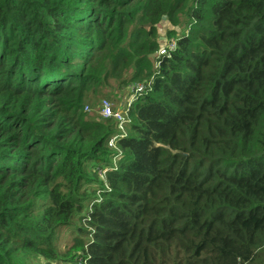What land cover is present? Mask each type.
Wrapping results in <instances>:
<instances>
[{
	"label": "trees",
	"instance_id": "16d2710c",
	"mask_svg": "<svg viewBox=\"0 0 264 264\" xmlns=\"http://www.w3.org/2000/svg\"><path fill=\"white\" fill-rule=\"evenodd\" d=\"M130 68L114 167L83 101ZM83 211L68 264H264V0H0V264Z\"/></svg>",
	"mask_w": 264,
	"mask_h": 264
},
{
	"label": "rangeland",
	"instance_id": "374dc122",
	"mask_svg": "<svg viewBox=\"0 0 264 264\" xmlns=\"http://www.w3.org/2000/svg\"><path fill=\"white\" fill-rule=\"evenodd\" d=\"M185 18L186 17L181 16L179 27H171L166 22L167 18L165 17L164 19H162V26L160 23L156 27L159 45L157 53L151 57L154 65L155 57L159 56V51L161 49H164L166 51V49H169L171 47L173 49V44H175L174 39H169L165 36V31L173 30V33H175V35H178L183 29H185L183 24ZM103 63H106V61H104ZM133 69L134 68H130V70L124 73L120 78H113L111 77L110 73H107L106 77L101 78L96 83L95 87L86 94L85 99L83 101V107L88 106L89 111L86 112L84 108H82V112L85 117V124L93 128L91 132V137L98 138L99 136H102L106 131L114 132L115 130L116 133L119 132L116 126L114 128L113 119H108V121H106L100 115L99 102L101 99L106 98L110 100L111 104L113 105V112H116L120 105L123 104L127 100V98L132 95L135 87L140 86L145 89L147 88L148 80L145 78L141 81H129V77L135 73ZM109 125H111L112 128H108ZM126 135H131L129 125L124 127V134L121 137H124ZM88 136H90L89 132L84 134V137ZM106 151L111 153V156L108 159L111 162V165L115 167L117 164V158L119 156L115 154L120 153V151L118 149L109 148L108 143ZM84 170L89 173L94 172L95 169H92L91 163L87 162L84 167ZM102 176L103 170L101 169L100 172L95 175V177H97V179L101 181ZM81 189H83L84 191L83 195H95L94 193L96 188L91 182L83 183ZM89 204H86V208L84 211H86ZM84 211L80 215L76 216L74 221L67 228H64L57 232V242L54 248V253L57 257L56 260H47L34 253L19 252L17 254L15 264H66V260L70 261V257L72 255H76L77 253V245L80 244L81 241L84 242L86 239L89 238V235H87V233H89L90 230H88V228L82 221V216H85Z\"/></svg>",
	"mask_w": 264,
	"mask_h": 264
},
{
	"label": "built area",
	"instance_id": "2783aa9c",
	"mask_svg": "<svg viewBox=\"0 0 264 264\" xmlns=\"http://www.w3.org/2000/svg\"><path fill=\"white\" fill-rule=\"evenodd\" d=\"M174 44H173V49H174ZM172 47L169 49H161L159 51L160 56H164L167 51H172ZM147 89V88H146ZM143 87L137 86L134 89V92L130 97L127 98V100L120 105L118 110L116 112H113V105L111 104L110 100L103 98L99 102V107H100V115L104 120L108 119H113L116 128L119 130L118 133H116L108 142V147L111 149H116V141L121 138V136L124 134V127L129 123V111L132 106V104L137 100V98L143 94L146 93L147 91ZM149 90V89H148ZM84 110L86 112L89 111L88 107H85ZM70 264H81L79 262H74Z\"/></svg>",
	"mask_w": 264,
	"mask_h": 264
},
{
	"label": "water",
	"instance_id": "95a60500",
	"mask_svg": "<svg viewBox=\"0 0 264 264\" xmlns=\"http://www.w3.org/2000/svg\"><path fill=\"white\" fill-rule=\"evenodd\" d=\"M165 17H162V19H164Z\"/></svg>",
	"mask_w": 264,
	"mask_h": 264
}]
</instances>
